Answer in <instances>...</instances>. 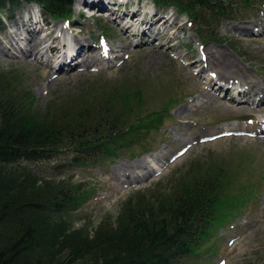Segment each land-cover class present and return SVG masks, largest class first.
<instances>
[{
    "label": "rangeland",
    "instance_id": "rangeland-1",
    "mask_svg": "<svg viewBox=\"0 0 264 264\" xmlns=\"http://www.w3.org/2000/svg\"><path fill=\"white\" fill-rule=\"evenodd\" d=\"M85 1L72 0L68 17H44L37 8L24 4L10 14V20L3 17L5 23L0 20V71L19 73L18 81L32 95V107L40 110L52 105L55 108L61 103L80 104L95 96L106 97L109 92L133 90L130 111L134 112L136 103L138 124L151 128L144 133L142 141L126 146L124 153L115 154L112 161L104 159L75 165L70 163L71 155L63 154L49 162L24 163L25 174L37 183L61 182L90 192L91 197L79 209L67 212L64 218L72 228L82 227L91 236L99 223L108 220L113 224L124 205L134 202L140 194L155 197L170 193L189 168L207 164L219 166L226 174H233L237 184L247 185L248 193L252 188L253 198L245 208L238 209L234 205L229 207L230 212L225 208L221 214L226 218L218 222L215 238L205 243L207 249L202 248V252L183 262L264 264V135L255 134L251 128L254 125L251 118L264 120V96L241 101L235 90L219 91L218 85L222 84H214L218 71L212 64L218 61L225 77L236 79L235 85L250 82L252 87H264V29L258 24L264 18V0H247L250 5L246 7L237 5V0H230L229 12L207 30L213 33L210 40H206L205 34L197 38L192 31L195 23L189 26L187 17L176 13V25L171 32H166L159 24L151 26V34L152 29L160 27L154 41L147 35L138 36L141 25L148 27L164 14L171 16V20L175 8L154 7L149 0H99L109 11L100 14L102 20H96L88 19L80 10V4ZM91 7L101 8L99 5ZM119 10L124 11L121 17H117ZM139 11L153 21L147 23L148 19L140 16ZM128 14L133 16L127 18ZM105 15L115 23L124 17L121 24H130L131 31L136 28V39L118 30L112 20L103 18ZM40 16L49 28L52 26V35L62 28L67 42L69 37L87 42L85 60L74 61L80 63L77 69L63 66L62 70L53 69L55 58L51 54L46 64L37 56H21L7 45L8 31L10 34L23 31L19 24L13 27V21L30 20L34 23L30 26L35 29L42 23ZM15 27H18L17 32ZM18 43L23 44L20 40ZM101 43L107 49L104 52L110 58L108 61L97 60ZM4 47L11 48L6 55H3ZM204 49L217 54L211 56L207 51L205 55ZM194 60L206 65L201 73H196L198 66ZM163 112L165 118L157 119L158 113ZM245 190L234 188L236 201L247 194Z\"/></svg>",
    "mask_w": 264,
    "mask_h": 264
},
{
    "label": "trees",
    "instance_id": "trees-1",
    "mask_svg": "<svg viewBox=\"0 0 264 264\" xmlns=\"http://www.w3.org/2000/svg\"><path fill=\"white\" fill-rule=\"evenodd\" d=\"M150 1L175 8L191 27L195 23L194 35L205 34L206 40L213 35L207 30L231 4ZM237 1L242 7L250 5ZM20 4L35 5L51 18L71 15V0H0V20ZM17 74L0 71V264H184L211 240L218 222L226 218L221 214L225 208H245L253 198L252 188L248 193L247 185L237 184L221 167L196 165L170 193L140 194L124 205L113 224L106 219L91 236L82 227L72 228L64 217L79 209L90 192L61 182L37 183L25 174L24 163L49 162L63 154L71 155L75 165L112 161L126 146L142 141L151 127L138 124L136 103L130 111L133 90L40 110L32 107V95ZM165 112L157 119L165 118ZM235 187L247 192L239 201Z\"/></svg>",
    "mask_w": 264,
    "mask_h": 264
},
{
    "label": "bare ground",
    "instance_id": "bare-ground-1",
    "mask_svg": "<svg viewBox=\"0 0 264 264\" xmlns=\"http://www.w3.org/2000/svg\"><path fill=\"white\" fill-rule=\"evenodd\" d=\"M102 2L103 1H99V0H96L95 2H94V0H87V2L85 1L84 3L87 5H90V6L91 5H95V6L99 5V7H104V4ZM29 9L32 10V8H29ZM106 11H109V10H106ZM119 11H118L117 17H119L120 15H122L124 13V11H122V10H119ZM142 15L145 16L144 14H142ZM40 18H41V16H40ZM41 19H42V23L40 25H38L35 29H33L32 26H30L31 24H34L30 20L23 19L25 21H22V20L19 21V23H17V24H19L21 26L23 31H20L17 34H8L7 33L6 38L9 37L7 45L11 46V48L13 50L17 51L21 56H26V55L29 57H31V56L36 57L37 56L38 59H41L42 62H44L46 64L49 63L50 54H51V56H53L55 58V67L57 70H62V66L66 69H68V68L77 69V67H79L80 63H78V62L75 63L74 61L76 59H79V58H82L83 60H85V56L87 55L86 50L89 49L87 46V42L81 43V42L74 40L72 37H69L68 38L69 39V46L66 47V44L63 41L59 43V39L64 40L66 38L64 35L63 29L59 28V30L57 31V34L52 35V31H53L52 26L49 28L48 24L46 22H44L45 20L43 18H41ZM129 20H131V19H129ZM43 22H44L45 26L47 25V27L43 31L44 33H42L40 31V30H42L40 28H41V26H43ZM157 24H159V26H161V28L167 32L168 30H171L175 27L176 22H175V19L171 22H168V19L167 20L161 19ZM167 24H169V25L166 26ZM258 24H259V26H261L264 29V18L261 21H259ZM119 25L121 26L122 30H124L127 34H130L131 39H134V34L136 31V28H135V30L131 31V25L130 24L127 25L126 23H123V24H119ZM137 26L138 25L136 24V27ZM141 27H145V26H143V24H142ZM17 28L15 30L16 32L18 30ZM244 28H246L245 25H244ZM177 29L180 30L181 27H179ZM147 31L148 30H146V29L143 30V28H142L139 36H145ZM152 31H155V33H154L155 36L159 35L158 30L152 29ZM41 33L44 36L41 35ZM18 37H20L21 39H19ZM39 37H41L42 39L41 38L37 39ZM18 40L23 41V44H22L23 46L21 45V47H20ZM138 40L142 41V38L139 37ZM57 41L59 44L58 46H56ZM11 48L7 47V49H6V47H4L3 48V55H6V52H9ZM207 51H210L211 56L217 54L216 52H214V54H213V52L211 50H207V49H204L203 53L206 55ZM110 52H111V49L108 50V54ZM97 55H98V57H97L98 61H102V60L107 61L108 60L107 53L102 54V53L97 51ZM206 59H207V57H205L203 61H205ZM194 63L197 64V66H198L197 73H201L206 67V65L202 61L198 62V61L194 60ZM209 64H211V61L208 63V65ZM212 64L214 66H216L214 69H216L218 71V76H217L214 84H218L216 82H221V84H222V85H218V87L220 88L219 91L222 90V92H226V91L229 92L230 90H232V91L235 90L236 91L235 95H237L238 99L241 101H251V99L255 96H257V98L264 96V87H261L259 85L257 87H252L251 85H253V84L250 82H247V83L246 82H243V83L239 82V83H237V85H235L236 79L226 78L225 75L222 73V70L220 68V65L218 64V61H212ZM209 81H210V79H209ZM224 87H226V88H224ZM251 120H252V123L254 124L251 126V128L255 130L254 133L264 135V132H257L258 128L261 131L264 130V120L258 121L256 118H251ZM145 168L146 167H144V169Z\"/></svg>",
    "mask_w": 264,
    "mask_h": 264
}]
</instances>
